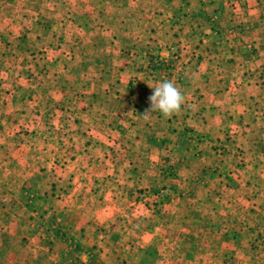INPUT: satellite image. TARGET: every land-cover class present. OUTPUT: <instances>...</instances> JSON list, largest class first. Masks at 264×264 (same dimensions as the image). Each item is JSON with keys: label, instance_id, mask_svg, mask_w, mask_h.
Masks as SVG:
<instances>
[{"label": "crops", "instance_id": "1", "mask_svg": "<svg viewBox=\"0 0 264 264\" xmlns=\"http://www.w3.org/2000/svg\"><path fill=\"white\" fill-rule=\"evenodd\" d=\"M164 79L185 103L145 119ZM158 182L180 205L209 186L264 203V0H0V248L108 263L126 245L97 233Z\"/></svg>", "mask_w": 264, "mask_h": 264}, {"label": "rangeland", "instance_id": "2", "mask_svg": "<svg viewBox=\"0 0 264 264\" xmlns=\"http://www.w3.org/2000/svg\"><path fill=\"white\" fill-rule=\"evenodd\" d=\"M81 124L85 123L78 124L83 129ZM168 168L170 166L164 161L157 173L163 176V180L169 181L172 175H164L172 174V169ZM152 190H156L157 195L165 190L170 197H174L162 203ZM196 191L199 200L182 201L180 205L172 203L177 193L168 182H158L152 187L140 189L136 195L140 208L132 209L131 206L129 209L132 210L120 211L116 218L111 219L116 229L113 236L108 238L112 234L110 232L97 233L103 236V240L106 239H101L100 244L116 240L118 244L126 245L119 247L121 250H110L106 244L104 257L119 258L108 260L105 264H264V203L251 204L243 197L240 201H234L238 204L236 207L230 202L232 197L228 191L219 186ZM53 202L59 204L63 211H67L72 204L66 203L65 196H56L53 200L40 203L51 208ZM182 207L187 210L186 216H182ZM65 214L62 218L64 225L58 229L57 238L62 251L71 253L72 250L75 254V250L70 248L73 243L67 232L68 224L73 219L69 213ZM82 252L85 264H99L95 261L96 253L90 250ZM72 257L75 262L78 260L77 256ZM120 258L125 259H121L123 263ZM58 259V250L50 243L3 244V248H0V264H73L70 259L64 262Z\"/></svg>", "mask_w": 264, "mask_h": 264}, {"label": "clouds", "instance_id": "3", "mask_svg": "<svg viewBox=\"0 0 264 264\" xmlns=\"http://www.w3.org/2000/svg\"><path fill=\"white\" fill-rule=\"evenodd\" d=\"M148 87L153 89V93L148 97L150 107L143 114L145 119L156 112L170 118L181 111L185 96L172 80L164 79Z\"/></svg>", "mask_w": 264, "mask_h": 264}, {"label": "trees", "instance_id": "4", "mask_svg": "<svg viewBox=\"0 0 264 264\" xmlns=\"http://www.w3.org/2000/svg\"><path fill=\"white\" fill-rule=\"evenodd\" d=\"M170 169V168H168ZM164 175L168 176V175H172L171 172L169 173H164ZM165 191V190H164ZM164 191L162 190V193H160L159 195H157V191L156 190H152L151 192L155 193V195H157V198L159 199L160 202H167L170 198V196H168V193L167 191Z\"/></svg>", "mask_w": 264, "mask_h": 264}, {"label": "built area", "instance_id": "5", "mask_svg": "<svg viewBox=\"0 0 264 264\" xmlns=\"http://www.w3.org/2000/svg\"><path fill=\"white\" fill-rule=\"evenodd\" d=\"M156 64L158 65V64H159V62H157V61H156ZM168 196H169V194H168Z\"/></svg>", "mask_w": 264, "mask_h": 264}]
</instances>
